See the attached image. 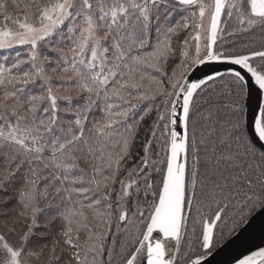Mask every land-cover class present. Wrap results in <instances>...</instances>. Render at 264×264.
<instances>
[{
    "label": "snow or ice",
    "instance_id": "6c2138e0",
    "mask_svg": "<svg viewBox=\"0 0 264 264\" xmlns=\"http://www.w3.org/2000/svg\"><path fill=\"white\" fill-rule=\"evenodd\" d=\"M257 30L264 0H0V264H175L185 238L207 264L264 214V47L229 39Z\"/></svg>",
    "mask_w": 264,
    "mask_h": 264
},
{
    "label": "water",
    "instance_id": "95a60500",
    "mask_svg": "<svg viewBox=\"0 0 264 264\" xmlns=\"http://www.w3.org/2000/svg\"><path fill=\"white\" fill-rule=\"evenodd\" d=\"M234 66L225 64H216L202 66L194 75L195 78H204L207 75L215 74V70L227 75ZM264 103V95L257 96L255 86L251 87V95L247 102L246 117L249 121L252 120L254 112L257 111V104ZM183 131L178 125V134ZM254 125L249 129V137L254 135ZM257 149L260 151L259 145ZM154 237L163 239L161 234L154 233ZM169 248V254L175 258L178 251H174L175 242L166 241ZM264 247V214H258L252 219L251 223L246 225L242 230H238L230 239L218 247L208 258L207 264H236V258L242 254H250V251L259 250ZM167 258V257H166ZM142 264H147L146 258H142Z\"/></svg>",
    "mask_w": 264,
    "mask_h": 264
},
{
    "label": "trees",
    "instance_id": "16d2710c",
    "mask_svg": "<svg viewBox=\"0 0 264 264\" xmlns=\"http://www.w3.org/2000/svg\"><path fill=\"white\" fill-rule=\"evenodd\" d=\"M10 11H12V9H10ZM229 39H232L234 44L236 45V51H247L253 48L259 49L261 47H264V34L259 32L258 30L252 33L239 35L237 37L229 38ZM245 45L247 47H245ZM229 82H230V78L228 77V75H224L222 78L218 79L215 83L210 82L211 86L206 90V93L202 94V96L207 95L208 97L207 102H205L204 99H199L195 101L197 111L202 112L205 115L211 113V117L208 121V127H211L212 122L217 120L218 118L220 120L226 119L225 114L227 113V108H225L224 106L229 103V99L227 96ZM152 119H154V114L151 117L145 118V122L141 125V128L139 130L141 137L143 136L144 130L147 127V125L151 124ZM197 119H199V117ZM203 123L204 121H201V124ZM200 131L206 133L208 131V128L200 127ZM258 154H259V150L257 149V156ZM221 227L224 226L221 225ZM0 231H3V229L0 228ZM232 236L226 235L225 239L222 240L216 246V248L213 249V252L223 243H225L228 239H230ZM186 249H187V238L181 241L179 251L177 252L175 264L184 263L183 256Z\"/></svg>",
    "mask_w": 264,
    "mask_h": 264
},
{
    "label": "rangeland",
    "instance_id": "374dc122",
    "mask_svg": "<svg viewBox=\"0 0 264 264\" xmlns=\"http://www.w3.org/2000/svg\"><path fill=\"white\" fill-rule=\"evenodd\" d=\"M184 264V263H183Z\"/></svg>",
    "mask_w": 264,
    "mask_h": 264
}]
</instances>
